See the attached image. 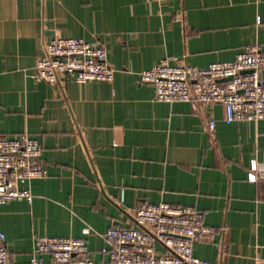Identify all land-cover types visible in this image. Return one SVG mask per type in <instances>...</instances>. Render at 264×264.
I'll list each match as a JSON object with an SVG mask.
<instances>
[{"label": "crops", "instance_id": "crops-1", "mask_svg": "<svg viewBox=\"0 0 264 264\" xmlns=\"http://www.w3.org/2000/svg\"><path fill=\"white\" fill-rule=\"evenodd\" d=\"M58 35L101 43L114 81H37ZM253 43L264 53V0H0V139L36 138L48 170L24 185L32 201L0 205L13 261L28 263L38 236L84 238L107 259L109 229L170 203L206 213L215 232L195 242L198 258L264 264V179L248 180L264 162V119L229 124L220 103L157 101L139 76L165 58L234 61Z\"/></svg>", "mask_w": 264, "mask_h": 264}, {"label": "built area", "instance_id": "built-area-1", "mask_svg": "<svg viewBox=\"0 0 264 264\" xmlns=\"http://www.w3.org/2000/svg\"><path fill=\"white\" fill-rule=\"evenodd\" d=\"M115 73L101 43L61 35L44 45V54L34 68L35 79L51 85L64 75L81 85L112 83ZM139 76L142 83L154 87L157 101L220 103L229 124L264 119V53L259 43L249 45L234 61L197 68L178 57L165 58ZM214 127L215 122L210 121V130ZM42 153L41 143L27 133L0 139V205L32 201L33 194L24 185L48 175ZM260 179H264V162L255 159L248 180ZM205 215L192 207L170 203L144 204L135 213L134 227H113L103 235L108 245L107 259L96 261L84 238L38 236L33 255L24 264H220L194 254L195 242L214 237L215 231L206 225ZM46 255L49 260L44 259ZM0 264H18L9 253L2 231Z\"/></svg>", "mask_w": 264, "mask_h": 264}]
</instances>
